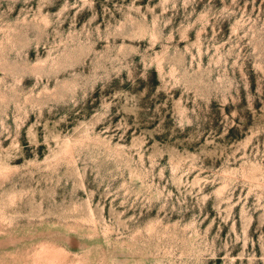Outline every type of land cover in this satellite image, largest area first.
Segmentation results:
<instances>
[{
    "label": "rangeland",
    "instance_id": "374dc122",
    "mask_svg": "<svg viewBox=\"0 0 264 264\" xmlns=\"http://www.w3.org/2000/svg\"><path fill=\"white\" fill-rule=\"evenodd\" d=\"M0 264H264V0H0Z\"/></svg>",
    "mask_w": 264,
    "mask_h": 264
}]
</instances>
